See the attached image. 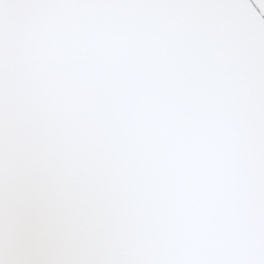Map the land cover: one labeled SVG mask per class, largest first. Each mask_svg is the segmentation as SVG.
Listing matches in <instances>:
<instances>
[{
	"label": "snow or ice",
	"instance_id": "snow-or-ice-1",
	"mask_svg": "<svg viewBox=\"0 0 264 264\" xmlns=\"http://www.w3.org/2000/svg\"><path fill=\"white\" fill-rule=\"evenodd\" d=\"M0 264H264V0H0Z\"/></svg>",
	"mask_w": 264,
	"mask_h": 264
}]
</instances>
